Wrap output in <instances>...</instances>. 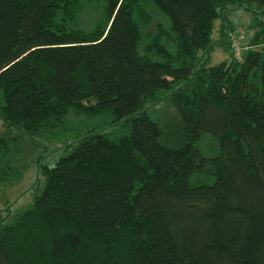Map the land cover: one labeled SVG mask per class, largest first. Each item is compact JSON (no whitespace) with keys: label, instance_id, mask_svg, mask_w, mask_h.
I'll list each match as a JSON object with an SVG mask.
<instances>
[{"label":"trees","instance_id":"trees-1","mask_svg":"<svg viewBox=\"0 0 264 264\" xmlns=\"http://www.w3.org/2000/svg\"><path fill=\"white\" fill-rule=\"evenodd\" d=\"M217 18L231 56L211 63ZM163 97L176 143L145 106ZM106 114L120 132L87 121ZM82 123L0 223V264H264V0H0V184L27 143Z\"/></svg>","mask_w":264,"mask_h":264},{"label":"rangeland","instance_id":"rangeland-1","mask_svg":"<svg viewBox=\"0 0 264 264\" xmlns=\"http://www.w3.org/2000/svg\"><path fill=\"white\" fill-rule=\"evenodd\" d=\"M226 14L229 22L235 25L234 32L230 31V33L233 32L240 35L241 45L246 47L251 33L248 27L253 15L252 11L241 6H236L232 7ZM220 24L221 19H215L212 32L214 44L211 51V63L222 59H229L231 56L230 51L222 43ZM230 33L227 40L230 39ZM164 98L160 102L153 104L152 106L154 107L149 106V103H146L145 106L149 110L150 115L156 118L162 125L166 137H169L172 143H176L179 138V134L177 133L179 130V118L174 107L170 105L167 98ZM107 118L108 115L106 114V116L101 117L95 116L92 119H87V121H91L96 126H106L108 131H114L112 133L122 130L120 122L103 124ZM87 125L82 123L74 126L75 129H72L73 131L70 130L63 135L40 140L37 142V146L32 147L27 143L22 150L13 155L12 163L17 169L21 170L22 175L12 183L0 184V223L10 222L19 211L30 205L35 193L41 189L44 179L38 173L37 162L52 164L59 155L64 153L62 147H59L60 143L72 137L76 132L82 131ZM214 142H216L215 137L209 132H205L197 141L203 154L206 156L214 153ZM202 178V174H194L192 176L193 182L200 181Z\"/></svg>","mask_w":264,"mask_h":264},{"label":"built area","instance_id":"built-area-1","mask_svg":"<svg viewBox=\"0 0 264 264\" xmlns=\"http://www.w3.org/2000/svg\"><path fill=\"white\" fill-rule=\"evenodd\" d=\"M230 40H231V45H232L235 57L240 59L242 57L243 48H244L241 45L240 35L232 32L230 33Z\"/></svg>","mask_w":264,"mask_h":264}]
</instances>
